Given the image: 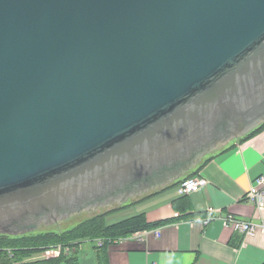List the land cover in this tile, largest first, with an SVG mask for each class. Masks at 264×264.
Returning <instances> with one entry per match:
<instances>
[{
    "label": "water",
    "instance_id": "water-1",
    "mask_svg": "<svg viewBox=\"0 0 264 264\" xmlns=\"http://www.w3.org/2000/svg\"><path fill=\"white\" fill-rule=\"evenodd\" d=\"M264 122V0H0V234L123 204Z\"/></svg>",
    "mask_w": 264,
    "mask_h": 264
},
{
    "label": "crops",
    "instance_id": "crops-1",
    "mask_svg": "<svg viewBox=\"0 0 264 264\" xmlns=\"http://www.w3.org/2000/svg\"><path fill=\"white\" fill-rule=\"evenodd\" d=\"M225 147L213 151V158L196 175L206 179L199 191L182 196L176 188L168 189L136 209L122 211L121 218L144 212L149 222H166L111 243L108 264H264V230L244 234L225 227L220 219L205 223L214 214L209 207L264 222V209L258 214L256 205L245 198L254 180L264 174V129ZM95 247L85 245L73 255L79 253L80 264H100ZM41 255L24 262L43 259Z\"/></svg>",
    "mask_w": 264,
    "mask_h": 264
},
{
    "label": "trees",
    "instance_id": "trees-1",
    "mask_svg": "<svg viewBox=\"0 0 264 264\" xmlns=\"http://www.w3.org/2000/svg\"><path fill=\"white\" fill-rule=\"evenodd\" d=\"M264 129V122L254 128L249 133L240 137L239 141H244ZM231 147V146H230ZM226 148V147H225ZM224 148V149H225ZM214 153L205 156L200 163L193 169L186 172L178 180L168 185L145 193L142 198L133 199L123 204L114 205V207L104 209L94 213L71 228L58 230L33 231L22 235L0 234V264H80V255H61L56 258H45L24 262L26 257L41 253L47 249L57 246L58 244L68 245L77 243L85 238H104L103 245L96 246L100 250V264H108L107 248L111 244L109 240H116L131 236L134 232L152 229L160 226L166 220L149 222L144 212L123 217L115 222L108 221L109 216L116 212L129 209L137 204L155 196L158 193L168 189L176 188L185 179L196 177L198 172L211 160ZM8 249H11L10 253Z\"/></svg>",
    "mask_w": 264,
    "mask_h": 264
},
{
    "label": "built area",
    "instance_id": "built-area-1",
    "mask_svg": "<svg viewBox=\"0 0 264 264\" xmlns=\"http://www.w3.org/2000/svg\"><path fill=\"white\" fill-rule=\"evenodd\" d=\"M206 183V179L203 177H192L185 179L176 187L177 194L179 195H186L195 191H199L203 185ZM245 195L246 200L256 205V211L258 214L261 215L262 210L264 209V174L258 176L254 182L252 183L251 187ZM209 211L213 212L214 214L211 215L209 218L205 219V223H209L214 219H220L225 227L231 228L235 231H239L244 234H254L259 230H264V222L262 221H252V219H245L233 213H221L220 209H215L213 207H209ZM149 230V229H144ZM159 233L156 230V233ZM136 233V232H134ZM120 239L116 240H109L110 243L116 242ZM105 242L104 238H85L79 240L77 243L63 245L58 244L55 247L47 249L42 253L41 258H50V257H60L61 255H73V253L82 250L85 245L94 244L95 246L103 245ZM1 250V248H0ZM11 253L12 250L8 249ZM40 253V254H41Z\"/></svg>",
    "mask_w": 264,
    "mask_h": 264
},
{
    "label": "rangeland",
    "instance_id": "rangeland-1",
    "mask_svg": "<svg viewBox=\"0 0 264 264\" xmlns=\"http://www.w3.org/2000/svg\"><path fill=\"white\" fill-rule=\"evenodd\" d=\"M237 139H239V138H237ZM237 139H236V140H237ZM231 141H235V140L233 139V140H231ZM231 141L228 142V143L225 144V145H221V146H219L217 149L219 150V149L224 148L226 145H229V144L231 143ZM217 149H216V150H217ZM211 153H212V152H211ZM200 162H201V161H200ZM200 162H199V163H200ZM156 189H158V188H156ZM156 189H155V190H156ZM152 191H153V190H152ZM143 195H144V194H142V196H143ZM142 196H141V195H140V196H136V197L130 199L129 201H131V200H133V199H137V198H139V197L142 198ZM114 205H118V204H115V203H114ZM114 205L109 206V207H105V208H102V209H96V210H91V211H82V212L76 213V214L70 216L69 218L64 219V220H62V221H60V222H58V223L52 224V225L42 224V225L37 229V231H38V230H39V231H43V230H52V229H58V230L61 229V230H63V229L71 228L72 226L76 225V224L79 223L80 221L86 219L87 216L90 217V216H92L94 213H96V212H98V211H102V210H104V209H108V208L114 207ZM131 208H132V210H133V209H136V208H134V206L131 207ZM131 208H129V209H131ZM126 210H128V209H126ZM123 211H124V210H123ZM121 212H122V211H119V212H116L115 214L111 215L109 221H115V220H118V218H121V217L124 215V214H120ZM115 215H117V216H115ZM86 255H87V254H86Z\"/></svg>",
    "mask_w": 264,
    "mask_h": 264
}]
</instances>
